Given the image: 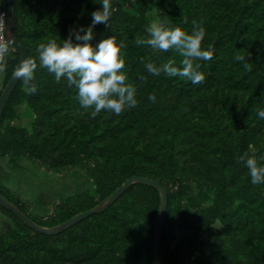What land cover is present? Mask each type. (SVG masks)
Instances as JSON below:
<instances>
[{
	"label": "trees",
	"instance_id": "16d2710c",
	"mask_svg": "<svg viewBox=\"0 0 264 264\" xmlns=\"http://www.w3.org/2000/svg\"><path fill=\"white\" fill-rule=\"evenodd\" d=\"M111 3V27L96 25L91 43L115 37L127 45L121 49L124 71L137 87L138 104L119 116L102 111L93 119L74 86L64 78L57 83L39 67L36 48L52 39L62 44L72 30L91 25L101 0H15L19 41L38 62V91L29 95L22 80L16 84L0 119V160L14 167L30 161L60 174L83 171L85 178L36 218L1 177L0 192L37 223L54 226L94 207L126 179L150 177L167 189L161 264H264V184L253 185L238 162L247 152L264 164V119L257 114L264 109V0ZM193 20L205 29L202 48L213 51L211 60L194 62L205 81L150 74L146 63L182 67L183 57L135 40L147 37L153 22L191 34ZM237 54H250V72L234 59ZM18 61L12 49L0 72V95ZM22 115L25 124L18 123ZM159 205L157 188L134 182L104 211L45 234L0 204L7 217L0 225V264H154Z\"/></svg>",
	"mask_w": 264,
	"mask_h": 264
},
{
	"label": "clouds",
	"instance_id": "9594fccd",
	"mask_svg": "<svg viewBox=\"0 0 264 264\" xmlns=\"http://www.w3.org/2000/svg\"><path fill=\"white\" fill-rule=\"evenodd\" d=\"M101 4V10L91 13V25L72 30L68 39L62 40V44L52 39L47 43H40L36 48L39 67L53 74L57 83L64 78L69 87L74 86L81 107L91 109L90 115L93 119L102 111L119 116L126 109L134 108L138 104L137 87L128 82V76L124 71L126 61L121 49H126L127 45L123 41L117 44L115 37L105 38L95 46L91 43L96 25L104 24L108 28L111 27L109 21L115 9L111 0H101ZM3 15L0 13V18ZM184 23H187L186 18ZM192 25L193 30L189 34L180 27H166L163 22H153L147 29V37H138L135 40L137 46L144 45L164 52L175 49L183 57L182 67L173 66L171 61L160 67L151 62L146 63L144 67L150 74L159 76L164 73L169 77L186 78L197 85L205 81V75L199 70L201 64L194 62L211 60L213 51L202 48L205 29L195 20L192 21ZM15 44V37L11 34L8 39L0 36V72L5 71L6 58ZM249 56L250 54L248 56L237 54L234 59L242 62L244 69L250 72L251 67L247 62ZM37 68V59L26 57L13 72V78L23 81L24 90L29 95L38 91V86L34 82ZM141 80L146 78L141 77ZM149 100L155 102L156 96L150 95ZM257 114L260 119H264V109H258ZM261 159L264 160V157ZM238 162L248 168L253 185L264 184V164H258L255 155L249 156L245 152L238 158Z\"/></svg>",
	"mask_w": 264,
	"mask_h": 264
},
{
	"label": "water",
	"instance_id": "95a60500",
	"mask_svg": "<svg viewBox=\"0 0 264 264\" xmlns=\"http://www.w3.org/2000/svg\"><path fill=\"white\" fill-rule=\"evenodd\" d=\"M3 10L5 15V30L7 39L9 34L15 37L16 44L13 50L19 54V61L16 67H18L23 59L28 57L27 47L21 44L18 38L16 30V19H15V0H3ZM19 80L13 78V74L7 84L5 85L2 93L0 95V119L4 111L5 105L8 102L16 84ZM134 182H142L154 186L158 189L160 193V205L158 210V215L154 230L153 239V255L154 264H161L160 262V250H161V235L164 225L165 214L167 210V189L155 179L146 176L134 175L126 179L119 187H117L109 196H107L103 201L95 205L94 207L81 211L71 218L63 221L54 226H44L31 217H29L22 209H20L15 203L10 201L6 196L0 192V204L6 209L11 210L18 218H20L24 223H26L31 228L45 234H57L69 227L75 225L77 222L87 218L89 215L94 213H99L107 209L117 198L127 189V187Z\"/></svg>",
	"mask_w": 264,
	"mask_h": 264
},
{
	"label": "rangeland",
	"instance_id": "374dc122",
	"mask_svg": "<svg viewBox=\"0 0 264 264\" xmlns=\"http://www.w3.org/2000/svg\"><path fill=\"white\" fill-rule=\"evenodd\" d=\"M27 121L28 118L22 115L18 123L25 124ZM20 163V167H14L8 165L6 160H0V177L10 189L27 201L28 214L33 218L51 212L59 201L79 189L81 181L85 178L83 171L75 173L77 170H74L70 174H60L35 166L30 161ZM6 219L7 217L0 213V225Z\"/></svg>",
	"mask_w": 264,
	"mask_h": 264
},
{
	"label": "built area",
	"instance_id": "2783aa9c",
	"mask_svg": "<svg viewBox=\"0 0 264 264\" xmlns=\"http://www.w3.org/2000/svg\"><path fill=\"white\" fill-rule=\"evenodd\" d=\"M0 13L4 14L3 8L0 9ZM0 36H3L5 39H7L6 30H5V15H3L2 18H0Z\"/></svg>",
	"mask_w": 264,
	"mask_h": 264
}]
</instances>
